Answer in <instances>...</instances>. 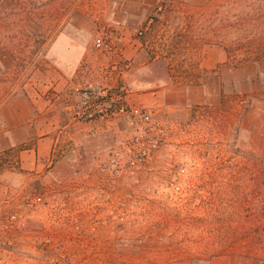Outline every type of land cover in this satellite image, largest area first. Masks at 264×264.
Here are the masks:
<instances>
[{
    "label": "rangeland",
    "instance_id": "1",
    "mask_svg": "<svg viewBox=\"0 0 264 264\" xmlns=\"http://www.w3.org/2000/svg\"><path fill=\"white\" fill-rule=\"evenodd\" d=\"M49 2L16 37L0 41V106L71 81L93 117L76 114L73 139L55 148L45 171L0 180V264H261L241 247L227 253L219 239L200 250L205 239L230 237L232 219L246 215L235 212L237 161L264 158V56L249 60L242 48L264 40L257 36L264 22L251 20L264 1L159 0L165 18L155 20L157 45L149 40V56L158 59L135 76L138 88L126 84V60L119 75L108 73V55L94 69L84 59L73 64L90 49L104 56L93 43L106 1ZM177 8L196 42L164 34ZM201 42L228 49L226 74L196 71L193 44ZM172 75L192 86L175 91L182 80ZM103 86L124 87V111L107 119L91 95ZM7 169L17 162L1 156L0 172Z\"/></svg>",
    "mask_w": 264,
    "mask_h": 264
},
{
    "label": "crops",
    "instance_id": "2",
    "mask_svg": "<svg viewBox=\"0 0 264 264\" xmlns=\"http://www.w3.org/2000/svg\"><path fill=\"white\" fill-rule=\"evenodd\" d=\"M98 1L108 3L106 8L104 6L100 20L112 33V40L123 49V60L130 62V65L132 64L131 71L125 76L126 84L128 87L135 88L143 86L135 79V76L158 59V56H149V54L152 55L149 51L151 48L149 40H151L152 45L153 43L155 46L157 45L152 39V34H158L159 28L155 25L157 21L150 27L151 31L149 30L145 37H136V32L146 25L148 16L152 14L153 6H156L159 0ZM183 16L184 11H181L180 8L168 12L164 34L170 33L168 39H176V36L180 34L181 38L194 43L196 41L190 33L191 28L189 29L183 23ZM193 47H195L193 51L198 52L197 61L199 65L196 71L214 77L217 75L216 70H221L222 74L228 72L229 58L221 46L201 42L198 45L193 44ZM88 52L85 55H79L73 64L78 65L82 59L91 64V69L107 64L106 55H98L92 49ZM164 64L168 68L172 67L168 61ZM184 76L182 78L170 76L172 81L182 80V82L172 85L175 91L192 86L193 82L189 81L190 78H183ZM217 78L219 84L220 77ZM157 83L159 82L156 81ZM67 85L62 80H56L49 92L43 87L39 89L36 97L21 96L8 100L0 106V157L3 156L8 160L17 162V169H7L0 172L1 181H7L11 175H19V173L29 175L42 173L50 166V159L54 157L55 148L57 146L60 148V143L66 137L70 140L73 139L74 134L70 128L76 125L75 116L80 110H84V104H82V97L76 92L73 83L70 81ZM200 85L202 84H197L194 87L198 88ZM213 86H215V82ZM96 123L97 121H91L85 122L83 125L92 126Z\"/></svg>",
    "mask_w": 264,
    "mask_h": 264
},
{
    "label": "trees",
    "instance_id": "3",
    "mask_svg": "<svg viewBox=\"0 0 264 264\" xmlns=\"http://www.w3.org/2000/svg\"><path fill=\"white\" fill-rule=\"evenodd\" d=\"M49 1L0 0V41L16 37L20 25L33 22L41 14V10L45 5L47 6ZM262 1L264 0H255V2H261L263 5ZM251 13H253L251 19L253 23L259 19H262L264 22V5L262 8H256ZM257 29L256 27L252 29L255 35ZM258 33L257 36L264 37V23L258 29ZM244 45L242 48L245 51L243 52L245 58L252 61L263 60L264 40L257 41V43H244ZM220 46L226 51L229 58L230 53L228 49L223 45ZM236 151L240 152L238 149ZM235 173L238 183L234 191L235 212H243L246 215L232 219L234 227L230 237L220 234L212 241L205 239L202 244L205 249H201L200 251H206L207 247L212 246L215 240L219 239L223 243L227 253L229 251L234 253L236 252L235 248L241 247L242 249H246V255H253V257L261 261V264H264V158L252 153L245 155L244 162L237 161ZM242 181L245 182L243 185ZM188 241L187 239L175 241V246L184 245ZM221 251L225 252L224 250ZM212 256L214 255H210L208 259L204 257L202 262L209 263ZM193 260L196 259H189L188 264Z\"/></svg>",
    "mask_w": 264,
    "mask_h": 264
},
{
    "label": "built area",
    "instance_id": "4",
    "mask_svg": "<svg viewBox=\"0 0 264 264\" xmlns=\"http://www.w3.org/2000/svg\"><path fill=\"white\" fill-rule=\"evenodd\" d=\"M165 10L166 8L162 4L156 6L154 14L148 17L146 25L141 30L136 32V37H141L146 32H148L150 30V27L153 25L154 21L163 17ZM111 34L112 33L107 29V27H105V25L102 26L100 35L95 38L93 45L98 52L111 57L112 62L109 65L108 73H116L119 75L122 74L123 69L127 68V65L125 64L126 62L122 58L121 46H119L112 40ZM87 94V91L84 92V95L87 96ZM93 94L96 98V101L93 103V106L97 109L105 108V111L101 109V111H98L97 113L101 114L99 115L101 116V119H107L115 115L116 113H122L124 111V87L103 86L95 89V93L93 92L91 93V95ZM107 109H109V112ZM83 115H85L86 118L93 117L87 107L84 108Z\"/></svg>",
    "mask_w": 264,
    "mask_h": 264
}]
</instances>
